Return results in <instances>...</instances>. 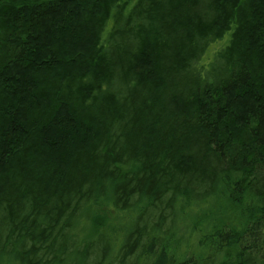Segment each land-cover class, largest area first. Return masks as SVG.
<instances>
[{
  "label": "trees",
  "instance_id": "16d2710c",
  "mask_svg": "<svg viewBox=\"0 0 264 264\" xmlns=\"http://www.w3.org/2000/svg\"><path fill=\"white\" fill-rule=\"evenodd\" d=\"M0 264H264V0H0Z\"/></svg>",
  "mask_w": 264,
  "mask_h": 264
}]
</instances>
